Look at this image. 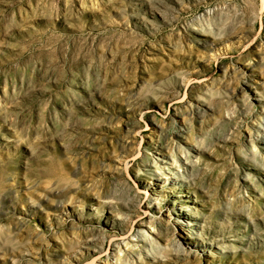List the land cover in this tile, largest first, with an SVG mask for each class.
<instances>
[{
  "label": "rangeland",
  "instance_id": "374dc122",
  "mask_svg": "<svg viewBox=\"0 0 264 264\" xmlns=\"http://www.w3.org/2000/svg\"><path fill=\"white\" fill-rule=\"evenodd\" d=\"M0 264H264V0H0Z\"/></svg>",
  "mask_w": 264,
  "mask_h": 264
}]
</instances>
